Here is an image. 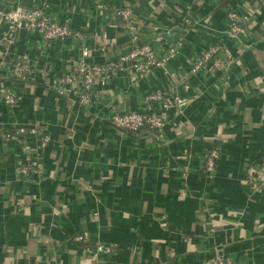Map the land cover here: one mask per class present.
I'll return each instance as SVG.
<instances>
[{"label":"crops","instance_id":"1","mask_svg":"<svg viewBox=\"0 0 264 264\" xmlns=\"http://www.w3.org/2000/svg\"><path fill=\"white\" fill-rule=\"evenodd\" d=\"M106 2L101 14L93 0H0L1 10L43 7L54 20L82 30L91 63L118 56L128 44L115 13L126 6L141 42L153 41L159 56L183 41L179 54L148 78L130 67L110 72L105 85L90 89L92 103L81 106L74 87L63 94L55 89L78 59L81 42H45L25 29L9 33L0 19V49L9 60L51 73L47 81L35 73L21 82L0 72V82L18 97L13 108L0 100V264H193L218 251L264 264V191L244 184L246 163L259 162L264 178V93H258L264 89V0ZM231 7L251 16L250 49L226 81L224 71L209 65L192 73V62L209 47L218 46L223 58L234 55L226 34ZM105 36L112 45L104 46ZM157 36L163 39L156 42ZM168 89L185 97L182 112L164 113L145 101ZM127 110L160 111L167 124L153 134L123 132L104 121ZM17 128V139L3 136ZM42 133L50 136L43 149L37 147ZM212 148L220 155L209 177L203 161ZM27 155L41 168L25 180L17 171ZM81 233L85 243L74 240ZM92 241L115 252L95 259L84 249Z\"/></svg>","mask_w":264,"mask_h":264},{"label":"built area","instance_id":"2","mask_svg":"<svg viewBox=\"0 0 264 264\" xmlns=\"http://www.w3.org/2000/svg\"><path fill=\"white\" fill-rule=\"evenodd\" d=\"M95 9L99 13L107 11L108 3L106 0H93ZM121 24H123L129 33L128 44L124 46L121 54L118 56H108L103 63H91L88 61V57L91 55L92 49L85 43L84 33L82 30L73 28L69 23L58 22L49 17L43 7H35L26 9L22 7H15L10 10L0 9V19L7 23L9 33L16 29H25L39 34L45 42H52L58 40H66L69 38L77 39L81 43L80 55L76 62L57 79L55 89L59 94L65 92L67 86L74 87L76 97L79 105L89 106L92 103L90 89L95 84L105 85L110 72H116L124 70L126 67H130L137 72L139 78H148L152 70L158 67H165L166 63L173 57L177 56L180 52V48L183 44L181 38L175 42L168 44L164 54L159 56L156 48L152 42H141V36L139 29L134 20V13L130 6L119 8L115 11ZM228 25L226 28V34L235 45L234 55L225 52V58L219 53V47L213 46L205 50L195 61L192 62L190 71L196 73L200 69L209 65V69L212 71H224L225 72L230 64L236 60V64L239 62V57L242 56L246 48L250 46L245 42L248 34L251 30L252 22L251 16L247 13H241L235 7H231L227 10L226 14ZM163 39L162 36L154 38L156 42H160ZM105 45H112V41H109L105 36L103 41ZM104 46L102 49H104ZM229 54V55H228ZM7 49L4 51L0 49V72L6 71L9 77L16 79V81L26 82L29 79L34 78L36 73L41 80L47 81L50 77V69H39L33 71L30 65L26 61L20 59L8 60ZM166 72L170 78H178V74L175 72ZM80 82V86L76 87V84ZM0 100H2L7 107L13 108L17 103L18 97L13 89L8 87L3 82H0ZM145 101L147 103H156L162 112H166L172 109H178L182 112L186 105L185 97H182L168 89V91H154L146 95ZM162 112H156L154 110L145 111H115L109 116V120L124 128L128 132H137L143 129L156 134L159 130L163 129L166 124L165 114ZM21 129L8 130L3 133V136L9 139H17ZM50 140L49 134L42 133L38 143L39 148L43 149L47 146ZM187 153V152H186ZM186 155V154H185ZM220 152L217 148L209 150L204 158L203 166L205 173L211 177L215 173L216 162L219 158ZM261 167L259 162L250 163L245 168V186L251 191H259L264 184V178L261 175ZM41 164L30 155L23 158L18 170L25 176L35 174L40 170ZM241 214V213H237ZM74 240L80 243L86 242V234H76ZM85 251L90 253L93 258L100 259L102 257L110 256L115 252L112 245L104 244L100 241L88 242L84 245ZM193 264H254L253 262H240L231 256L218 255L217 253L202 262Z\"/></svg>","mask_w":264,"mask_h":264},{"label":"water","instance_id":"3","mask_svg":"<svg viewBox=\"0 0 264 264\" xmlns=\"http://www.w3.org/2000/svg\"><path fill=\"white\" fill-rule=\"evenodd\" d=\"M249 49H250V46H249L248 48H246V50L244 51V53H246ZM244 53H243V54H244ZM243 54H242V55H243ZM239 58H240V57H239ZM239 58H238V59H239ZM236 60H237V59H236ZM236 60H234L233 63L230 64V65L228 66V68H227V70H226V72H225V77L228 76V74H229L231 68L236 64ZM224 80H225V79H224ZM258 93H264V89L259 90ZM104 121L108 122L110 125H112L113 127L117 128V129H119V130H121V131H123V132H128V131L125 130L124 128H122V127H120V126H118V125L112 123L110 120H107V119H106V120H104ZM248 164H250V163H246L245 168L247 167ZM17 173H18L19 177H22V179L28 180V177L25 176L24 174H22L19 170L17 171ZM228 209H229L230 211H235L236 213H241V214L244 213V208H238V209H235V208H228ZM218 255H221V252H220V251H218Z\"/></svg>","mask_w":264,"mask_h":264},{"label":"rangeland","instance_id":"4","mask_svg":"<svg viewBox=\"0 0 264 264\" xmlns=\"http://www.w3.org/2000/svg\"><path fill=\"white\" fill-rule=\"evenodd\" d=\"M41 135V134H40ZM262 188L261 189H259V191H264V184H261L260 185ZM251 200V201H250ZM248 202H252L253 203V200L252 199H248ZM239 215H241V214H239ZM240 219H241V217H240Z\"/></svg>","mask_w":264,"mask_h":264},{"label":"trees","instance_id":"5","mask_svg":"<svg viewBox=\"0 0 264 264\" xmlns=\"http://www.w3.org/2000/svg\"><path fill=\"white\" fill-rule=\"evenodd\" d=\"M8 60H9V58H7ZM14 80H16L15 78H14ZM28 81H32V79H29ZM27 82V81H26Z\"/></svg>","mask_w":264,"mask_h":264}]
</instances>
